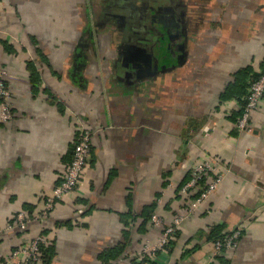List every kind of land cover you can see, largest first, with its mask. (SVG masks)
Returning a JSON list of instances; mask_svg holds the SVG:
<instances>
[{
  "label": "crops",
  "instance_id": "obj_1",
  "mask_svg": "<svg viewBox=\"0 0 264 264\" xmlns=\"http://www.w3.org/2000/svg\"><path fill=\"white\" fill-rule=\"evenodd\" d=\"M139 1L0 0L12 112L0 119V264L40 233L46 264H134L160 234L151 211L165 225L187 214L196 195L180 186L204 157L214 168L199 185L222 182L154 264H264V98L250 131L236 128L264 70V0ZM79 124L91 134L79 186L34 219ZM19 212L33 218L23 231L9 228ZM235 231L209 262L212 233Z\"/></svg>",
  "mask_w": 264,
  "mask_h": 264
},
{
  "label": "built area",
  "instance_id": "obj_2",
  "mask_svg": "<svg viewBox=\"0 0 264 264\" xmlns=\"http://www.w3.org/2000/svg\"><path fill=\"white\" fill-rule=\"evenodd\" d=\"M6 71L0 69V119L9 121L12 119L10 107V94L5 87L4 79ZM264 98V70L258 78L249 83L247 94L244 98L245 104L242 107L241 116L238 118L236 128L240 132L250 131L249 123L252 113L259 107ZM79 138L77 139L72 160L62 174L60 183L55 186L52 193L44 200V207L41 212L36 213L34 219H44L52 211L55 204L65 196L75 192L79 186L83 172L87 166L91 151V134L84 125L78 126ZM214 168V162L209 157L202 158L192 169L189 181L181 187L183 195L196 196L189 201L187 214L178 215L173 219L171 225H165L164 220L157 213H153L150 218L151 225L160 229V234L155 241H146L140 250L134 255V264H154L158 261L159 255H165L170 247V243L177 236L178 229L194 210L198 209L202 203L218 188L222 182V176L215 175L204 186L199 184L209 176V172ZM82 213V210H78ZM33 218L26 216L24 212H19L15 217L12 226L20 231L26 230ZM239 231L223 236L212 243L209 262L236 247ZM46 244L45 237L40 233L34 238L20 244L11 252L8 264H40V246Z\"/></svg>",
  "mask_w": 264,
  "mask_h": 264
},
{
  "label": "trees",
  "instance_id": "obj_3",
  "mask_svg": "<svg viewBox=\"0 0 264 264\" xmlns=\"http://www.w3.org/2000/svg\"><path fill=\"white\" fill-rule=\"evenodd\" d=\"M257 78V76L255 77V78H253L252 80H255ZM251 80V81H252ZM237 87V83H234V84H230L228 87H227V89H226V91H225V94H224V96H227L228 97V95L230 96V94H232L233 96H234V93H233V90L235 89ZM246 94H247V92H246ZM239 97V96H238ZM245 104V101H242L241 102V106L243 107V105ZM242 111V110H241ZM204 181V180H203ZM202 183V182H201ZM200 183V184H201ZM200 186H204V185H200ZM182 187V185L180 186V188ZM179 188V189H180ZM196 195V194H195ZM154 213V211H151L150 213H149V216L147 217V218H145V220H147L148 219V221H150V218H151V215ZM151 223V222H150ZM176 237H178V236H176ZM223 236H219L218 235V233H212V235H211V238H213V242H215L216 240H218V239H220V238H222ZM212 242V243H213ZM47 243V242H46ZM46 255H47V244H44V245H41L40 246V259H41V262L43 263V264H46L47 263V257H46Z\"/></svg>",
  "mask_w": 264,
  "mask_h": 264
},
{
  "label": "rangeland",
  "instance_id": "obj_4",
  "mask_svg": "<svg viewBox=\"0 0 264 264\" xmlns=\"http://www.w3.org/2000/svg\"><path fill=\"white\" fill-rule=\"evenodd\" d=\"M143 3H145V5L147 4L146 7H145V11H147V7L150 6V4L146 3L145 1L142 2L140 0L139 3H138V7L143 8L144 7V4Z\"/></svg>",
  "mask_w": 264,
  "mask_h": 264
}]
</instances>
